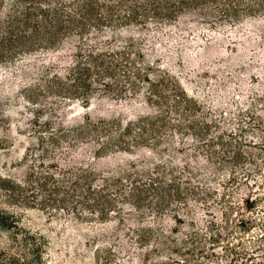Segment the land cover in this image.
<instances>
[{
  "label": "rangeland",
  "instance_id": "374dc122",
  "mask_svg": "<svg viewBox=\"0 0 264 264\" xmlns=\"http://www.w3.org/2000/svg\"><path fill=\"white\" fill-rule=\"evenodd\" d=\"M98 1L0 0V264H264V0Z\"/></svg>",
  "mask_w": 264,
  "mask_h": 264
},
{
  "label": "trees",
  "instance_id": "16d2710c",
  "mask_svg": "<svg viewBox=\"0 0 264 264\" xmlns=\"http://www.w3.org/2000/svg\"><path fill=\"white\" fill-rule=\"evenodd\" d=\"M77 7H78V13L74 14V13H65V7L66 5L64 4V2H62L61 0H57V3H59L57 6H47L46 8H42L41 12V17L40 19H36L35 16H31V12L26 14V17L28 18H34L35 20V24H33L31 30L32 31L31 34H29L30 32L27 30L23 31V37L24 38H28L29 40H31V38L34 37H39L41 35H45L46 39L50 42H54L55 39L53 40L52 38H56L59 39L60 37H62L63 35V29L67 28V27H71V26H75L77 24V22L81 23V28H87L90 25H93L92 30H90L88 33L89 36H86V39L90 40V44L89 46H92L94 49L95 47H98V45L100 47H103V42L101 41L100 36L98 35H94V27L95 24H93L94 22H98V23H102L106 18H109L108 16H103L102 13L100 12L99 7L102 6V4L98 1V0H77ZM112 16H110L109 19H111ZM65 18L68 19V21L70 22V26H66L65 25ZM28 33V34H27ZM93 43V44H91ZM91 52V50H90ZM90 57H94L92 53H89ZM109 69V68H107ZM147 80H149L148 78H146ZM156 89V88H155ZM176 89L178 92L175 93V101L178 102V104H185L187 103V91L185 89H183L182 87L180 88V92H179V88L178 86H176ZM159 97H162L163 103L164 105H168L167 102V97L164 96L163 94H158ZM155 94V95H156ZM214 102L219 103L220 99H216L214 100ZM148 116V115H147ZM141 118V117H140ZM146 118H150V117H146ZM140 120V119H139ZM141 123H144L143 120L140 121ZM139 121L138 122H127L126 125L123 127V129L120 131V133L118 134V139L119 141L124 144H130V142L125 138L126 133H129L134 127H138L140 128L141 126H138ZM150 126H152L154 123L151 121L148 123ZM107 138H110L109 136H107ZM108 141L105 140L103 142V144L107 143ZM102 144V143H101ZM68 148H70L69 151H74V153L72 154V157H74L73 159H71V156H69V162H77V159H80V157L85 158L86 154L82 151L83 146H75V144H71V146H68ZM66 154V153H65ZM81 161V160H80ZM82 162V161H81ZM212 182V180H210ZM214 183V182H212ZM248 203L250 204L249 207L252 206L251 203L252 200L248 199L247 200ZM234 203V202H233ZM232 202H225V207L226 210L223 211V215H225V224L220 226V231L216 232L215 236H213L215 241H220L221 238H225L223 237L224 233L225 234H229L230 232H232V230H234L233 225L231 224L232 222V214L233 213H237L238 212V208L233 205ZM193 211L192 209H188V213L191 214ZM198 213V212H197ZM219 227V225L215 222H210V227ZM226 239V238H225ZM152 246V245H151ZM229 247V245H228ZM230 248V247H229ZM232 249V248H230ZM157 250V249H155ZM12 260L18 261V259L16 258V256H12ZM159 264V263H156Z\"/></svg>",
  "mask_w": 264,
  "mask_h": 264
}]
</instances>
